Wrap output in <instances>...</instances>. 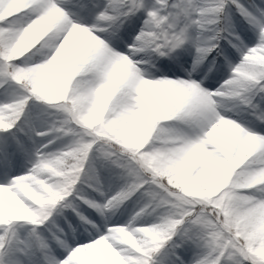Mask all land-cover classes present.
Here are the masks:
<instances>
[{
    "label": "snow or ice",
    "instance_id": "6c2138e0",
    "mask_svg": "<svg viewBox=\"0 0 264 264\" xmlns=\"http://www.w3.org/2000/svg\"><path fill=\"white\" fill-rule=\"evenodd\" d=\"M0 264H264V0H0Z\"/></svg>",
    "mask_w": 264,
    "mask_h": 264
}]
</instances>
